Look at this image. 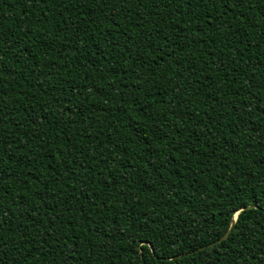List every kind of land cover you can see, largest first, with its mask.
Segmentation results:
<instances>
[{"label":"trees","instance_id":"obj_1","mask_svg":"<svg viewBox=\"0 0 264 264\" xmlns=\"http://www.w3.org/2000/svg\"><path fill=\"white\" fill-rule=\"evenodd\" d=\"M0 264H264V0H0Z\"/></svg>","mask_w":264,"mask_h":264},{"label":"water","instance_id":"obj_2","mask_svg":"<svg viewBox=\"0 0 264 264\" xmlns=\"http://www.w3.org/2000/svg\"><path fill=\"white\" fill-rule=\"evenodd\" d=\"M252 207H255V206H248V207H246L245 209L252 208ZM238 213H239V211L235 213V215H234V217H233V218H234V219H233V223H232L230 229L228 230V232L225 234V236H224L220 241H222L223 239H225V238L230 234L231 230H232L233 227H234V222H235V220L237 219V215H238ZM220 241H219V242H220Z\"/></svg>","mask_w":264,"mask_h":264}]
</instances>
